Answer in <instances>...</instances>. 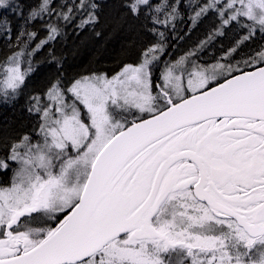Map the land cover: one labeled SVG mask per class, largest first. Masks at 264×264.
Instances as JSON below:
<instances>
[{
  "label": "snow or ice",
  "instance_id": "6c2138e0",
  "mask_svg": "<svg viewBox=\"0 0 264 264\" xmlns=\"http://www.w3.org/2000/svg\"><path fill=\"white\" fill-rule=\"evenodd\" d=\"M66 7L58 19L71 23L82 10L80 27L96 23L101 5ZM125 7L161 38L156 26L175 27L180 14L171 0ZM197 9L194 24L218 16L214 35L239 29L215 63L191 52L154 79L165 51L157 42L111 77L57 75L31 97L36 137L0 139V175L11 173L0 187V264H264V0H205ZM55 11L52 0L38 10L0 0V33L11 38L17 25ZM48 27L56 39L59 26ZM35 38L18 31L25 48L0 68V104L16 100L36 71L27 59Z\"/></svg>",
  "mask_w": 264,
  "mask_h": 264
},
{
  "label": "trees",
  "instance_id": "16d2710c",
  "mask_svg": "<svg viewBox=\"0 0 264 264\" xmlns=\"http://www.w3.org/2000/svg\"><path fill=\"white\" fill-rule=\"evenodd\" d=\"M194 1L171 0L177 4L180 14L172 22L175 27L156 26L159 32L164 33L163 38L147 30L145 25L152 26L150 19L146 20L144 16L135 19L127 13L125 7L127 0H95L101 5L97 10L99 16L96 23L80 27L78 25L81 19L87 18L82 10L76 13V18L71 23L57 17V13L67 11L66 6H74L78 0H62L61 3H58L59 0H52L56 11L51 15L44 14L42 18L32 20L27 25H17L16 30L11 33V38L0 33V68L14 52L25 48L24 44H18V31L36 33V38L28 41V48L32 51L27 57L36 71L28 74L16 100L10 105L0 104V139L15 138L20 134L33 136L37 130L38 120L34 114L30 115L27 112L30 99L45 92L57 75L64 81L92 73H103L110 77L120 71L125 64L137 63L141 57V50L157 42L162 43L165 49L161 61L173 48L179 46L183 50L189 48L187 52H195L196 55L192 58L194 60L196 58L201 65L215 63L235 45L239 38V29L227 31L226 35H218L216 39L209 40L218 26L217 19L214 13H210L202 16L194 24L192 20L196 11ZM162 2L163 0H153L154 4ZM24 3L38 10L42 0H24ZM49 24L58 25L60 28L56 39L48 40ZM25 39L28 38L21 37V40ZM42 40H48V43L37 49V44ZM202 42L206 43L201 46ZM255 47V44L250 48L241 45L243 51L238 49L233 55L239 60ZM158 68L155 74L158 73Z\"/></svg>",
  "mask_w": 264,
  "mask_h": 264
},
{
  "label": "rangeland",
  "instance_id": "374dc122",
  "mask_svg": "<svg viewBox=\"0 0 264 264\" xmlns=\"http://www.w3.org/2000/svg\"><path fill=\"white\" fill-rule=\"evenodd\" d=\"M61 1H62V0H59L58 3H61ZM204 2H205V0H195L193 3L196 5V10H198V9H197V5H199V4H203ZM215 18L217 19V24L219 25V18H218V16H217L216 14H215ZM217 36H218V35H214V34H213V36H211L212 38L209 39V40H214V39H216ZM169 39H170V41H172V40H171V37H170ZM165 40H166V39H165ZM164 43H165V42H164ZM177 45H179V44H177ZM188 49H189V48H186V49L183 50V49L179 48V46L173 48V50H172L170 53H168L167 55H165L164 58L162 59V62L160 63L159 68H158V73L155 74V77H156V78L159 77L160 72L163 70L165 64H168V63H171V62H175L176 60H179L180 58L184 57L185 55L191 53V52H187ZM21 50H22V49H21ZM33 54H34V53H33ZM189 59L194 60V59L192 58V56H189ZM195 61H196L197 63H199V62L197 61L196 58H195ZM199 64H200V63H199ZM4 65H5V63L3 64V66H4ZM3 66H2V67H3ZM2 67H1V68H2ZM21 68H22V70L26 69V68H27V63H22ZM0 76H2V72H0ZM110 77H111V76H110ZM157 82L159 83L160 81L157 80ZM37 130H38V129H37ZM37 130H35V132H34V134H33V137H36V131H37ZM10 179H11V173H9L7 179H6L3 175H0V187L7 186V184L10 183Z\"/></svg>",
  "mask_w": 264,
  "mask_h": 264
}]
</instances>
